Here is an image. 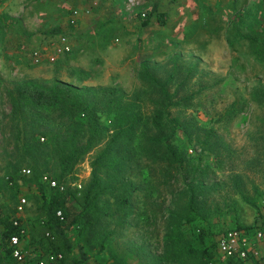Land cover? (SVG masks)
<instances>
[{
  "label": "rangeland",
  "instance_id": "obj_1",
  "mask_svg": "<svg viewBox=\"0 0 264 264\" xmlns=\"http://www.w3.org/2000/svg\"><path fill=\"white\" fill-rule=\"evenodd\" d=\"M174 1L185 5V23L179 8L167 24L159 25L160 29L122 34V40L114 41L117 55L107 54L116 59L106 57L96 67L93 60L99 54L83 50L93 42L82 38L80 16L75 26L70 22L73 10L81 14H90V10L71 7V0H0V202L13 217L23 219L27 232L23 244L32 255L48 245L43 242L46 229L40 212V189L43 186L49 190L50 179L58 182L60 168L53 148H41L24 134L19 137L22 125L12 115L9 90L17 83L35 80L48 86L56 79L78 89L113 87L125 100L142 94L143 110L150 113L156 92L144 77L145 64L161 81L175 74L169 85L171 91L185 80L179 96L196 95L182 108V117L193 118L204 129L214 126L222 137L214 152L189 140L183 131L175 139L189 146V159L206 168L205 175H197L194 181L206 218L195 225L183 222L179 231L172 233L181 220L172 212L183 211L188 199L182 194L184 184L174 183V193L165 194L166 202L153 195L148 198L149 204H144L146 191L157 179L148 181L137 172L132 185L134 188L139 183L143 190L134 191L126 206H121L116 192L109 189L95 206L92 222L69 230L74 245L69 263L73 257L81 258L82 249L88 255L86 264H217L221 260L218 252L212 261L204 255L206 245L199 239L201 226L208 225L213 234H218L221 229L237 226L253 230L264 223V104L249 99L252 86L264 85V60L239 37L237 32L246 30L235 21L237 12H242L237 16L242 17L241 23L264 33V0ZM235 5L239 11L233 9ZM63 24L73 49L50 62L47 54L59 36L53 30ZM37 49L43 51L41 63L35 62L33 53ZM234 102L238 115L229 124L217 119ZM108 140L106 136L75 166L66 176L64 187L83 189L91 179L97 153ZM43 142L46 140L41 138ZM108 179L103 177L102 186H114ZM124 188L127 186L122 183V190L117 192ZM22 196L28 199V205L20 214L16 207Z\"/></svg>",
  "mask_w": 264,
  "mask_h": 264
},
{
  "label": "trees",
  "instance_id": "obj_2",
  "mask_svg": "<svg viewBox=\"0 0 264 264\" xmlns=\"http://www.w3.org/2000/svg\"><path fill=\"white\" fill-rule=\"evenodd\" d=\"M233 9L239 11L236 5ZM241 13L237 12L236 15L240 16ZM253 14L254 12H250V15ZM237 16L235 21L238 22L239 28L246 30L237 34L249 43L260 60H264V33L252 25L246 26L241 23L242 17ZM263 16L264 14L261 17ZM141 18L142 26H147L150 16L141 15ZM53 32L59 35L66 34L58 27ZM148 70L145 64L144 77L156 92V97L151 96L153 109L150 113L143 110L142 94H138L134 100H125L122 94L118 93V89L113 87L78 89L67 81L56 79L48 86L30 80L17 83L9 90L12 115L22 125V131H18L19 137L24 134L27 140L33 139L41 148H53L59 162L60 172L56 175L59 187L50 186L49 190H44L41 186L40 189L43 198L40 212L46 229L43 242L48 245L38 256L62 253L63 258L57 264H71L69 257L74 253V245L68 235L69 230L84 228L92 222L95 206L102 195L109 193V189L116 192L115 198L118 203L126 206L134 191L143 190L139 183L133 188L132 183L137 172L148 181L157 179V183L153 182L152 187L146 191L144 204H149L148 198L153 195L157 198L163 197V201L166 202L165 194L174 193V190L171 191L172 185L176 182L184 184L182 194L188 199L183 211L176 209L172 212L181 218L172 228V233L178 232L183 222L195 225L200 219L206 218L194 185L197 175H205L206 168L189 159V146L177 143L175 139L179 131H183L189 140L196 141L204 150L214 152L222 137L214 126L204 129L197 126L193 118L189 120L182 117V108L196 95L192 92L186 96H179L185 80L171 91L169 85L174 82V73L170 74L167 80L161 81ZM249 94L250 100L264 104V85L252 86ZM235 110H238L237 102L231 104L217 119H224L226 124H229L238 115L239 111ZM106 136L109 140L97 153L92 164L91 179L83 189L77 190L71 186L61 189L60 186L65 183L66 176L71 174L75 166ZM41 138L46 142L40 143ZM103 177H108V182L114 186L107 184L102 186ZM122 183L127 188L118 193L119 189L122 190ZM206 187L205 185L203 189ZM129 190L131 194L128 195ZM205 193L206 191L204 192L206 200ZM206 202L203 201L204 206ZM60 210L64 214L63 220L57 214ZM15 218L16 216L13 217L9 209L0 202V264H18L12 256L9 240L11 236L19 235L23 243L27 232L23 219L20 218V225H15ZM236 228L243 229V226ZM223 231L221 229L218 234H213L208 225L199 228V239L206 245L204 255L210 261L214 259L216 252L219 253L217 238ZM105 240L106 238L103 244ZM80 250L81 258L73 257L72 264H86L88 255ZM219 255L221 260L217 264H244L234 258L224 260L220 253ZM27 256L25 264L36 263L37 256L29 254Z\"/></svg>",
  "mask_w": 264,
  "mask_h": 264
},
{
  "label": "crops",
  "instance_id": "obj_3",
  "mask_svg": "<svg viewBox=\"0 0 264 264\" xmlns=\"http://www.w3.org/2000/svg\"><path fill=\"white\" fill-rule=\"evenodd\" d=\"M71 7L81 10H90V14L80 12V27L83 29L81 33L82 38L89 39L91 47L86 44L83 50L87 52L93 51L98 53L97 58L93 61L95 65L100 60L109 57L115 60L116 57H110L107 54L118 53V47L114 43L116 39L122 40V34H129L137 32L141 29H145L150 33L154 28L160 29L159 25H165L171 20L172 13L178 12L179 8H182L183 23H185V5L180 6L179 3H175L174 0H136V4L130 3L129 0H71ZM75 8H72L75 9ZM178 9V11H177ZM66 10V9H65ZM71 13V12H70ZM138 13H147L150 16V20L147 26H142L143 19ZM75 26V25H74ZM57 28V27H56ZM60 30H67L68 28L61 25L58 26ZM55 29V28H54ZM123 30V31H122ZM66 33V31H63ZM60 36V35H59ZM58 36V37H59ZM79 42L77 41V47ZM74 46V45H73ZM60 57V56H59ZM94 58V57H93ZM122 62V59H120ZM98 64V65H97ZM95 67V68H96ZM94 75V74H93ZM90 78V76H88ZM248 231L250 237H255L256 229L243 228ZM25 251L31 256H38V254H31V250L26 249L22 244ZM261 251L264 256L263 243H259Z\"/></svg>",
  "mask_w": 264,
  "mask_h": 264
},
{
  "label": "built area",
  "instance_id": "obj_4",
  "mask_svg": "<svg viewBox=\"0 0 264 264\" xmlns=\"http://www.w3.org/2000/svg\"><path fill=\"white\" fill-rule=\"evenodd\" d=\"M131 3L136 4V0H129ZM70 22L72 25L77 24L80 16V11L75 9L72 11ZM142 17L146 16V13L141 14ZM73 49L72 43L70 42L66 34H61L58 37L56 43L48 52V60L54 62L60 55H65L71 52ZM35 62L41 63L43 59V51L37 49L33 53ZM24 172L31 173L30 169H24ZM45 179H48L45 176ZM52 187H59L57 180H48ZM64 188L63 185L60 186ZM28 205V199L24 196L18 201L16 210L18 213H23ZM58 216L63 220L64 214L60 210ZM15 225H20V217L14 219ZM24 233V230H22ZM264 242V223H262L255 232V237H250L247 230L239 228H228L221 232L217 238V249L221 254V258L226 260L228 258H234L242 261L244 264H264V256L259 243ZM9 244L12 248V256L18 264H25L28 253L25 251L22 243V239L19 235H13L10 237ZM35 264H57L62 258V253H50L43 256H37Z\"/></svg>",
  "mask_w": 264,
  "mask_h": 264
}]
</instances>
